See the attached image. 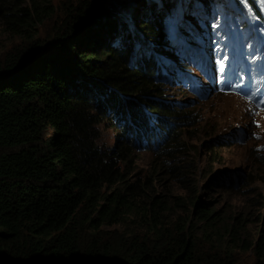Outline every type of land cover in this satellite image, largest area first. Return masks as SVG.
Masks as SVG:
<instances>
[{
    "label": "trees",
    "instance_id": "1",
    "mask_svg": "<svg viewBox=\"0 0 264 264\" xmlns=\"http://www.w3.org/2000/svg\"><path fill=\"white\" fill-rule=\"evenodd\" d=\"M113 1L65 4L67 18L41 38L52 0H0L3 23L23 41L0 57V264H236L239 251L264 264V227L249 235L245 218L227 221L203 199L230 181L212 178L189 216L168 224L152 182L129 176L147 144L154 172L185 171L174 158L194 115L154 97L168 73L157 62L168 28H187L181 14L199 4L213 15L215 0ZM146 113L162 143L145 133ZM105 121L116 145L101 151ZM131 218L136 231L112 228Z\"/></svg>",
    "mask_w": 264,
    "mask_h": 264
},
{
    "label": "rangeland",
    "instance_id": "2",
    "mask_svg": "<svg viewBox=\"0 0 264 264\" xmlns=\"http://www.w3.org/2000/svg\"><path fill=\"white\" fill-rule=\"evenodd\" d=\"M81 1L52 0L53 7H56L54 16L37 26L41 38L46 36L51 27L58 26L63 19L67 18L64 12L65 4L75 7ZM124 1L126 3L133 2L132 0ZM106 2L109 5L117 3V1L110 2V0H106ZM238 2L215 0L210 4L215 17L213 20L217 22L215 30L213 28L202 29L201 26L206 25L212 18L208 21L200 20L199 16L208 11L199 4L193 5L190 14H181L180 16L182 22L186 24L185 30L197 28L193 34V40L189 42L191 47L195 48L196 44H201L206 39L213 42L209 44V48L214 44L213 50L217 49L215 56H212L208 49L196 48L198 55L195 60L206 61L208 67H205V72L210 80L214 79L216 75L214 71V65L217 63L216 57L226 50V41L221 37V34L225 30L229 32L231 28H237L239 20L246 28V32L253 33V13L245 8L246 1L238 0ZM205 4L207 5L208 2L205 1ZM255 4L258 3L255 2ZM257 7L260 11V9H264V4L257 5ZM193 14L196 17L193 18ZM258 22L264 30V19L260 21L258 18ZM262 28L258 27V29ZM168 30L172 34L175 33L174 28H168ZM178 30L182 32V29ZM207 32L210 35H207ZM241 40L242 38H237L231 47L232 50L241 51V48L238 47ZM145 41L147 42L146 39ZM263 41V33L259 40L255 38L250 41L253 44V50L249 46L252 55L263 58L262 51L259 50L264 49ZM22 43L21 37L16 32L9 30L0 16V57L14 45L20 46ZM189 50L185 47V53H188ZM173 59L172 68L180 71V78L186 82L167 83L157 92V96H152L159 102L177 108V111L189 112L194 115V121L189 122L188 128L182 131V150L176 153L177 157L174 158L177 165L184 166L185 171L176 175L154 172L151 167V151L136 150L133 156V167L140 173L132 171L129 176L132 178L135 175L145 176L149 182H152V188L148 192L153 196L162 197L166 201L169 211L163 215H165L164 220L168 224L189 216L191 201L200 195L204 190V185L212 178L219 176L225 180V183L230 181L228 186H213L203 199L213 203L216 211H219L221 217L227 221H230L231 217L235 215L245 218V228L248 229V234L252 235L264 227V223H262L264 215V112L253 114L247 103L235 95L216 94V92L211 95L210 92L204 97H196L189 92L190 87L207 88L212 87L211 83L196 68L190 58L183 55L182 58L174 56ZM181 63L189 64L191 67L183 70L178 69L177 66H180ZM227 95L237 99L239 110H237V104H235V110H231V107L227 105L222 106V101L229 99ZM98 133V146L101 151L116 145L113 129L110 128L107 121L98 126ZM215 140L219 141L216 143ZM135 221L134 218H131L112 228L118 232H134L137 230ZM236 264H253L251 254L237 252Z\"/></svg>",
    "mask_w": 264,
    "mask_h": 264
},
{
    "label": "bare ground",
    "instance_id": "3",
    "mask_svg": "<svg viewBox=\"0 0 264 264\" xmlns=\"http://www.w3.org/2000/svg\"><path fill=\"white\" fill-rule=\"evenodd\" d=\"M229 97V99L227 101H222V106L224 107L225 105L230 106L231 110H235L236 106L235 104H237V110H239V104L236 98L231 97L230 95H227ZM232 115V114H231Z\"/></svg>",
    "mask_w": 264,
    "mask_h": 264
},
{
    "label": "snow or ice",
    "instance_id": "4",
    "mask_svg": "<svg viewBox=\"0 0 264 264\" xmlns=\"http://www.w3.org/2000/svg\"><path fill=\"white\" fill-rule=\"evenodd\" d=\"M224 71H225V69L223 68V66H221V67H220V72L223 73Z\"/></svg>",
    "mask_w": 264,
    "mask_h": 264
}]
</instances>
